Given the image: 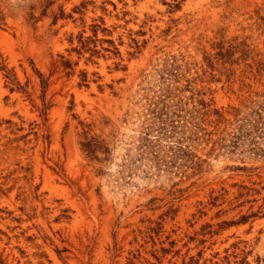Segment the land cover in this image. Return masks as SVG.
<instances>
[{"label": "rangeland", "instance_id": "rangeland-1", "mask_svg": "<svg viewBox=\"0 0 264 264\" xmlns=\"http://www.w3.org/2000/svg\"><path fill=\"white\" fill-rule=\"evenodd\" d=\"M23 2L0 0L3 262L264 264V0ZM169 90L198 110L164 135Z\"/></svg>", "mask_w": 264, "mask_h": 264}, {"label": "trees", "instance_id": "trees-1", "mask_svg": "<svg viewBox=\"0 0 264 264\" xmlns=\"http://www.w3.org/2000/svg\"><path fill=\"white\" fill-rule=\"evenodd\" d=\"M23 1H24L23 3L18 4V7H20V9L26 13V17L28 20L32 19L34 21L39 19L40 16H42L46 12L47 7L52 3V0H23ZM38 8L40 9V14L36 15L35 11ZM4 17H5V12L3 11L2 7L0 6V23H2L4 21ZM261 17L264 18V15H262ZM55 18H56V15L54 16V19ZM34 70L40 77V81H41V85H42V91L44 92L45 88H46V79L44 78L41 71H39L36 67L34 68ZM163 95L164 96H162V97L159 96V99L156 100V104H158L156 106H159V102H160V106H159V108H160L159 130H161V134L165 135L168 132L174 133V130L169 129V128L175 129V127H177V125H179L177 123L178 121H174L175 120L174 117L181 116L182 110H184L185 112H188L190 115L189 117L197 118V115L195 112H197L198 109L196 108V106H192L191 109L187 108L188 107L186 105V103L188 101L187 99L180 98L178 100L180 103V105H179L180 107L177 108V107H175L174 103H172V101H170V103L168 104L169 97L171 95L170 90H169V92L165 91V94H163ZM166 96L168 97V99H165ZM167 107H171V113L170 114L168 113L169 110H167ZM259 110L260 109L257 110L258 114H259V116H258L259 118L255 122L262 121V119L264 118V116L261 114V112ZM108 120H110V119L104 118V120H100V121L101 122H107ZM81 124H83V129L81 132L83 137L79 140V143H80V148L85 153V155L89 159H94L97 161L98 160L101 161L103 159L109 158L108 153L110 151V147L104 141L105 139L101 138L99 136V134H95V133L89 134L86 125H90L91 124L90 121H81ZM99 152L104 153L105 156L99 155ZM0 264H5L1 258H0Z\"/></svg>", "mask_w": 264, "mask_h": 264}]
</instances>
